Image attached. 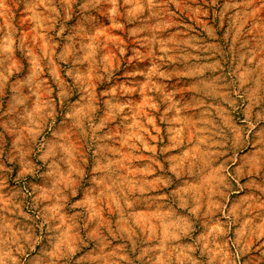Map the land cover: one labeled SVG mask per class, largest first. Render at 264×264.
<instances>
[{
	"label": "clouds",
	"instance_id": "1",
	"mask_svg": "<svg viewBox=\"0 0 264 264\" xmlns=\"http://www.w3.org/2000/svg\"><path fill=\"white\" fill-rule=\"evenodd\" d=\"M0 264H264V0H0Z\"/></svg>",
	"mask_w": 264,
	"mask_h": 264
}]
</instances>
